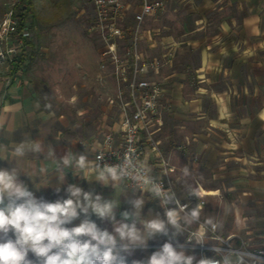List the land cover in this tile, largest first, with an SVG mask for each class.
<instances>
[{"label": "clouds", "instance_id": "9594fccd", "mask_svg": "<svg viewBox=\"0 0 264 264\" xmlns=\"http://www.w3.org/2000/svg\"><path fill=\"white\" fill-rule=\"evenodd\" d=\"M57 93L0 98V264H264L254 161L225 175L215 149L140 147L126 123L85 135Z\"/></svg>", "mask_w": 264, "mask_h": 264}, {"label": "crops", "instance_id": "0c3cea01", "mask_svg": "<svg viewBox=\"0 0 264 264\" xmlns=\"http://www.w3.org/2000/svg\"><path fill=\"white\" fill-rule=\"evenodd\" d=\"M162 1L164 7L153 18L160 23L159 34L143 44L144 52L159 53L169 66L166 70L163 64L156 78L163 91L155 140L166 151L181 145L189 155L215 149L222 154L216 171L223 169L225 175L245 166V161H254L255 172L264 171V0ZM144 25L142 32L147 30ZM21 71L11 64L5 71L0 62V98L31 109L43 93ZM61 82L70 91L61 92L65 88L60 84V118L81 123L85 135L98 131L121 135L118 103H105L100 114L87 115V108L77 107V82L64 78ZM94 82L105 90L101 82ZM100 99L94 94L89 102ZM234 182L228 177L213 187Z\"/></svg>", "mask_w": 264, "mask_h": 264}, {"label": "rangeland", "instance_id": "374dc122", "mask_svg": "<svg viewBox=\"0 0 264 264\" xmlns=\"http://www.w3.org/2000/svg\"><path fill=\"white\" fill-rule=\"evenodd\" d=\"M129 2L131 5L125 15L126 19L120 24L132 29L136 23L135 13L141 1L129 0ZM24 4V0H0V23L11 8H14L17 14L20 12L19 5ZM157 12L149 16L146 24L144 23L147 30L142 32L139 42L143 56L148 60L161 59L158 57L159 53L144 52L145 45L143 47L145 40L155 41L159 34L157 26L160 23L153 19L159 14ZM95 22L94 7L90 0H34V9L26 20V29L29 33L27 37L30 42L24 46L28 58L27 67L22 68L21 71L24 77L36 83L42 93L57 88L58 95L63 78L68 81L75 80L79 97L77 107L87 108L85 113L91 116L100 114L105 103L118 106L117 103L109 101V95L114 96L116 87L114 66L108 63L106 70L101 68L103 42L98 31L93 28ZM2 31L0 26V46L5 49L13 44L15 36L12 35L7 42L2 41ZM130 39L118 41L123 57H126L124 51L131 45ZM11 61L10 59L0 61L3 70L9 71ZM164 68L167 70L169 66L164 64ZM158 74L150 69L147 77L156 79ZM94 81L101 82L100 85H104L105 90L101 89V91L96 87ZM62 87L65 91L61 92L70 91L68 85L62 84ZM94 94L101 99L95 103L89 102L90 96ZM60 104L64 107L68 106L65 102Z\"/></svg>", "mask_w": 264, "mask_h": 264}, {"label": "built area", "instance_id": "2783aa9c", "mask_svg": "<svg viewBox=\"0 0 264 264\" xmlns=\"http://www.w3.org/2000/svg\"><path fill=\"white\" fill-rule=\"evenodd\" d=\"M95 12V28L103 42L101 50V68L107 69V64L114 66L115 77L114 96L109 95L111 103H118L121 107V119L119 131L125 134L123 123L129 127H135L136 135L139 137V146L149 144L148 136L152 134L155 138V124L160 122L159 108L163 91L162 84L157 79L147 77L150 69L159 72L164 64L161 59H145L139 48L142 37V28L148 16L155 14L164 7L162 0H140V9L135 13V25L132 29L121 25L126 19L125 15L131 3L129 0H90ZM2 41H9L15 36L13 44L5 49L0 46V61L12 60L25 46L24 37L28 36L25 28L23 32L18 31V20L16 10L11 8L4 16L2 23ZM131 38V45L124 51L126 57L121 56V46L118 41ZM123 52V53H124ZM142 117L138 118V114ZM144 127H141V126ZM111 134H114L110 132ZM157 142V141H156Z\"/></svg>", "mask_w": 264, "mask_h": 264}, {"label": "trees", "instance_id": "16d2710c", "mask_svg": "<svg viewBox=\"0 0 264 264\" xmlns=\"http://www.w3.org/2000/svg\"><path fill=\"white\" fill-rule=\"evenodd\" d=\"M25 4L20 6L19 5V10L16 14V17H18V31L21 33L24 31L26 27V20L29 16V14L33 11L34 9V0H24ZM18 6V4H17ZM24 43L25 46L28 45L30 42L28 40V37H24ZM27 55H26V50L25 47H23L22 51L18 53L11 61V68L13 70H19L24 67H27Z\"/></svg>", "mask_w": 264, "mask_h": 264}]
</instances>
